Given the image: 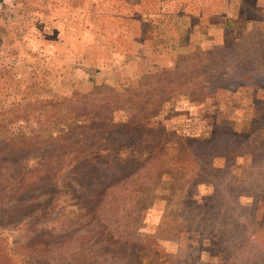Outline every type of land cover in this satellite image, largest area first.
<instances>
[{"label":"rangeland","instance_id":"rangeland-1","mask_svg":"<svg viewBox=\"0 0 264 264\" xmlns=\"http://www.w3.org/2000/svg\"><path fill=\"white\" fill-rule=\"evenodd\" d=\"M13 3L0 29L1 138L64 133L60 112L73 117L79 95L127 107L139 83L174 90L113 109L165 130L85 184L63 174L17 191L42 153L0 161V264H264V0ZM35 100L63 106L40 114Z\"/></svg>","mask_w":264,"mask_h":264},{"label":"trees","instance_id":"trees-1","mask_svg":"<svg viewBox=\"0 0 264 264\" xmlns=\"http://www.w3.org/2000/svg\"><path fill=\"white\" fill-rule=\"evenodd\" d=\"M165 73L171 75L173 72L164 70L159 75ZM156 82L158 80L147 84L149 85L148 89L145 84L139 83L138 90L133 92L135 97L127 99L130 105L127 107L122 101L125 96L122 99L115 98L109 102L98 101L89 105L88 102L94 101L93 97L96 92L85 96L79 95L77 100L81 99V102L73 107L76 110L73 117L66 115L64 110L60 112L59 107L63 106L62 102L35 100L34 102L41 109L40 114L46 113L50 109L60 112V117L66 120L67 125L60 126L64 133L59 129L45 136L31 133L24 136L22 134L19 141H8L0 137V161L11 163L12 168L19 164L22 156L42 153L39 157L40 160L42 159L41 163H38L35 169L27 172L28 174H19L12 180L15 189L19 191L38 186L42 182H47L48 178L59 179L63 174L75 176L73 179L82 177L75 182L79 185H81L78 183L79 181L85 184L87 176L89 178L102 176L100 168L108 164L112 155L114 159L118 158L120 161L122 159L119 156L120 152L127 148L141 150L143 147V150H149L151 144L144 139L151 138L159 132L163 133L165 130L163 126L160 124L151 126V123H147L146 119L140 116V112L132 114L126 121L122 119V122L115 121L112 114L113 109H117L121 113L133 107L145 110L146 105L157 102L158 98L165 96L166 92H173L172 86L161 85L158 89L154 88ZM28 104L17 105L2 114H11L17 117L19 113L21 116L26 111ZM121 164L120 161L119 165Z\"/></svg>","mask_w":264,"mask_h":264},{"label":"built area","instance_id":"built-area-1","mask_svg":"<svg viewBox=\"0 0 264 264\" xmlns=\"http://www.w3.org/2000/svg\"><path fill=\"white\" fill-rule=\"evenodd\" d=\"M14 9L13 0H0V27L3 24L6 12Z\"/></svg>","mask_w":264,"mask_h":264},{"label":"crops","instance_id":"crops-1","mask_svg":"<svg viewBox=\"0 0 264 264\" xmlns=\"http://www.w3.org/2000/svg\"><path fill=\"white\" fill-rule=\"evenodd\" d=\"M9 12H11V11H9ZM7 13H8V12H6V16H5V18H4L3 24L7 22ZM1 26H2V25H1ZM0 29H1V27H0ZM1 62H2V59H0V63H1Z\"/></svg>","mask_w":264,"mask_h":264}]
</instances>
